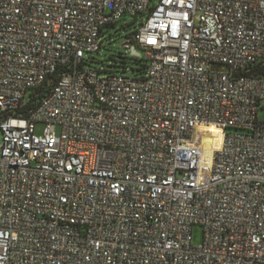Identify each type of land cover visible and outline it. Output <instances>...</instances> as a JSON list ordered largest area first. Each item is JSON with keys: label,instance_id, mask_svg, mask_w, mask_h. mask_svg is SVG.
<instances>
[{"label": "built area", "instance_id": "1", "mask_svg": "<svg viewBox=\"0 0 264 264\" xmlns=\"http://www.w3.org/2000/svg\"><path fill=\"white\" fill-rule=\"evenodd\" d=\"M126 16L142 78L90 65ZM258 63L264 0H0V264H264Z\"/></svg>", "mask_w": 264, "mask_h": 264}, {"label": "rangeland", "instance_id": "2", "mask_svg": "<svg viewBox=\"0 0 264 264\" xmlns=\"http://www.w3.org/2000/svg\"><path fill=\"white\" fill-rule=\"evenodd\" d=\"M156 3L158 0H153ZM137 21H133L130 17L126 16L122 18L115 26L108 27L102 37V46L98 52L93 54L92 67H95L102 71L109 73L140 75L138 70L141 65H147V61L144 60L143 52L138 50L139 56H131L130 51H126L122 48L126 38L134 32L135 27L138 26ZM145 72L143 75H145ZM142 75V76H143ZM258 118L264 120V109L258 113ZM44 125L37 123L35 125V135L40 136L43 132ZM208 130V129H207ZM209 132H217L215 129H209ZM55 134H60V127L55 128ZM211 135V134H210ZM0 133V144H1ZM192 244L200 245L203 239V228L196 225L192 228L191 234Z\"/></svg>", "mask_w": 264, "mask_h": 264}, {"label": "trees", "instance_id": "3", "mask_svg": "<svg viewBox=\"0 0 264 264\" xmlns=\"http://www.w3.org/2000/svg\"><path fill=\"white\" fill-rule=\"evenodd\" d=\"M145 60V59H144ZM93 62L90 61V63ZM91 65V64H90ZM147 65L143 64L138 70L140 75H134V77L142 78L143 73L146 70ZM250 73L253 76H262L264 77V64L258 63L252 67H249ZM101 71V70H100ZM67 72V71H65ZM63 70H59L54 75L47 77V79L42 82L41 85H39L36 88H33L28 94L25 103L20 107V109L17 110L18 114L26 115L29 110H31L34 106H36L43 98L46 97V95L49 94L50 89L55 84V82L60 78L62 75ZM102 73V71H101ZM106 73V71H104ZM109 74H118V73H109Z\"/></svg>", "mask_w": 264, "mask_h": 264}, {"label": "bare ground", "instance_id": "4", "mask_svg": "<svg viewBox=\"0 0 264 264\" xmlns=\"http://www.w3.org/2000/svg\"><path fill=\"white\" fill-rule=\"evenodd\" d=\"M206 132H209V130H206ZM212 136L211 138L213 139H208L206 141V144L204 145V152L205 155H209L214 149L218 148L220 145V139H219V134L218 132H209ZM212 143V144H211Z\"/></svg>", "mask_w": 264, "mask_h": 264}, {"label": "water", "instance_id": "5", "mask_svg": "<svg viewBox=\"0 0 264 264\" xmlns=\"http://www.w3.org/2000/svg\"><path fill=\"white\" fill-rule=\"evenodd\" d=\"M133 56H138V53L134 50L133 53L131 52Z\"/></svg>", "mask_w": 264, "mask_h": 264}]
</instances>
